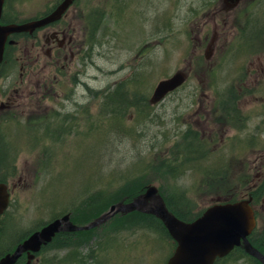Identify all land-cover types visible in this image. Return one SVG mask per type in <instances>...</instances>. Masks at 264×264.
Listing matches in <instances>:
<instances>
[{"label": "rangeland", "instance_id": "374dc122", "mask_svg": "<svg viewBox=\"0 0 264 264\" xmlns=\"http://www.w3.org/2000/svg\"><path fill=\"white\" fill-rule=\"evenodd\" d=\"M55 1L11 0L8 19L36 17ZM222 1L77 0L83 57L51 67L21 61L24 38L9 48L0 69V184L10 193L0 257L52 219L70 214L74 225H88L148 186L192 220L224 199L261 193L264 166L246 168L264 159V0L226 12ZM178 72L187 82L151 105L156 85ZM263 204L252 240L262 251ZM138 217L116 214L62 234L37 257L164 264L174 242L159 222ZM220 264L259 262L237 252Z\"/></svg>", "mask_w": 264, "mask_h": 264}, {"label": "water", "instance_id": "95a60500", "mask_svg": "<svg viewBox=\"0 0 264 264\" xmlns=\"http://www.w3.org/2000/svg\"><path fill=\"white\" fill-rule=\"evenodd\" d=\"M3 1L0 0V16ZM73 1L64 0L54 12L41 20L20 25L0 26V64L7 36L21 32L32 33L42 26L58 21ZM226 2L236 4L239 0H226ZM184 81L185 75L181 72L160 81L153 91L151 103L159 102L168 93L180 87ZM8 202L7 188L0 184V214L6 210ZM249 203L250 200H243L235 203L217 204L208 208L195 221L186 223L168 211L156 187L148 186L144 193L131 202H120L111 206L106 213L88 225H74L70 221L69 214L55 219L30 235L12 253L3 256L0 259V264H15L24 253L27 254L29 263L34 258V254L38 253L42 246L50 243L56 234L87 231L105 223L116 214L124 215L135 211L150 214L159 219L177 243L173 255L166 264H213L217 257H224L234 247L239 246L264 264V257L247 240L255 227V219Z\"/></svg>", "mask_w": 264, "mask_h": 264}, {"label": "flooded vegetation", "instance_id": "af4514ba", "mask_svg": "<svg viewBox=\"0 0 264 264\" xmlns=\"http://www.w3.org/2000/svg\"><path fill=\"white\" fill-rule=\"evenodd\" d=\"M9 1L11 0H5L4 2L2 16L0 19V25H7L11 23L22 24L25 22L41 19L47 16L48 14H50L63 0H56L52 5L48 7V9L42 10L38 16L23 21L8 19L7 6L9 5ZM76 2L77 0H75L74 3L69 7V9L65 12V14L63 15L60 21L39 28L32 34L20 33L9 36L5 44L3 61L7 56L9 48L13 49L14 47H16L19 43L18 39H22V38L25 39L24 45L26 46H23L24 55L21 61L25 60L27 62H33L35 64L40 62H45L46 64H50L51 67L52 66L57 67L59 64L63 62H71V61L73 62L74 60H78V55L80 52L83 57L82 49L84 48V46H86L87 35L84 32L83 34H85L86 37H83L81 38V40H79V29L78 30L76 29L75 18L72 16V14L75 12L76 9L75 8ZM223 5L224 6L222 10L226 12L227 6L224 3ZM10 40L13 41L12 44L8 43ZM26 41L27 42L31 41V44L30 45L25 44ZM12 102L13 100L10 97H8L6 99V106H11ZM1 107L4 106L2 105ZM201 114L202 112L200 113V115ZM87 118L88 116L86 115V113L85 114L83 113L81 116V120L85 121L87 120ZM221 131L222 129L220 128L213 134V136L215 137L216 135H220ZM263 166H264V159L258 158L253 163L248 165L246 171L247 173H251L252 171L263 168ZM263 193L264 190L257 197L253 198L252 196H250L252 198L251 206L253 208V211L255 212V214H257L258 217H259V211L256 208V206H257V202H260L261 204L264 203ZM261 195L262 198L260 199L259 196ZM262 206L264 207V204ZM260 251L264 254V251H262V249ZM230 256L232 255H229L228 257ZM228 257L217 260L215 264H220L221 261L225 260ZM23 259H24L23 264H26V256L23 257ZM33 263L41 264V260L37 258Z\"/></svg>", "mask_w": 264, "mask_h": 264}, {"label": "trees", "instance_id": "16d2710c", "mask_svg": "<svg viewBox=\"0 0 264 264\" xmlns=\"http://www.w3.org/2000/svg\"><path fill=\"white\" fill-rule=\"evenodd\" d=\"M145 102V101H144ZM147 106V105H146ZM108 109V108H107ZM108 111H109V109H108ZM112 112H114L113 111V109H112ZM113 121V120H112ZM115 122V121H114ZM113 122V123H114ZM102 193L103 194H108V192L107 191H102ZM231 201H236V199H231ZM94 204V200L93 201H91L90 202V205H93ZM96 204L97 205H99V203H97L96 202ZM168 205V204H167ZM168 207H169V209L170 210H172L171 209V207H170V205H168ZM175 209H173L172 210V212L179 218V219H181V220H185V221H191L192 219H188V218H186V217H184V216H182V215H180V214H178L177 212H175L174 211ZM139 216L138 218L139 219H142L143 221H157V222H159L160 224H161V222L159 221V220H157V219H155L154 217H152V216H149V215H143V214H139V213H131V214H128V215H126V216H120V217H127V216ZM121 219H124V218H121ZM162 225V224H161ZM42 226V225H41ZM41 226H39V227H37L35 230H37V229H39ZM162 228H163V226H162ZM34 230V231H35ZM162 230H164V228L162 229ZM0 231H1V225H0ZM117 231H115L114 233H116ZM82 233H84V232H79V233H75V234H82ZM75 234H64V235H66V238L68 239V237H70V236H72V235H75ZM58 236H60V235H58ZM57 236V237H58ZM56 237V238H57ZM66 243H68V242H66Z\"/></svg>", "mask_w": 264, "mask_h": 264}]
</instances>
